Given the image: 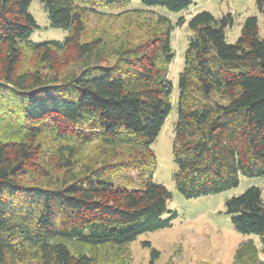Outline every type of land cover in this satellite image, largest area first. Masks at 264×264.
<instances>
[{
  "label": "trees",
  "instance_id": "trees-1",
  "mask_svg": "<svg viewBox=\"0 0 264 264\" xmlns=\"http://www.w3.org/2000/svg\"><path fill=\"white\" fill-rule=\"evenodd\" d=\"M64 41H30L32 0H0V264H132L141 235L171 226L172 195L153 180L152 149L173 110L172 32H192L179 77L173 157L180 194L196 199L264 177V38L248 17L234 44L231 14L175 24L125 10L121 33L85 39L86 18L132 0H39ZM194 0H142L187 10ZM264 17V0H255ZM91 148L88 149L87 147ZM90 150L91 152H88ZM234 229L257 235L236 252L264 264V199L250 187L228 199ZM151 262L159 251L150 242Z\"/></svg>",
  "mask_w": 264,
  "mask_h": 264
},
{
  "label": "rangeland",
  "instance_id": "rangeland-1",
  "mask_svg": "<svg viewBox=\"0 0 264 264\" xmlns=\"http://www.w3.org/2000/svg\"><path fill=\"white\" fill-rule=\"evenodd\" d=\"M125 10H154L168 16L174 24L183 17L189 21L192 16L203 11L211 13L217 19L231 14L234 25L226 29V41L229 44L238 41L245 20L257 16L260 36L264 38V17L259 12L255 0H194L187 10L179 13L170 12L162 7H147L142 0H132L124 10L113 11L104 8L100 9V12H104L105 15L95 13L88 15L84 38L98 36L103 30L121 33L123 28H127L128 19L115 18L111 15H117ZM29 12L38 24V29L31 35L30 41L35 43L64 41L69 36L67 30L50 25L47 11L39 0H32ZM192 35L187 24L175 27L172 32L175 57L168 78L173 84L171 95L173 110L152 144L157 158L153 180L164 185L172 195L168 202L169 212L164 214L162 219L168 220L173 214L176 217L170 227L143 234L131 244L132 264H239L236 261V252L244 242L252 239L257 247L262 249L257 235L240 234L234 229L232 216L227 214L225 203L228 199L242 195L250 187L260 188L264 199V177L241 176L236 188L196 199L182 196L174 181L177 165L173 157V142L177 124L179 77L185 68V54ZM143 242H150L152 247L159 251V257L153 263L151 250L143 247ZM260 257L264 258L262 255Z\"/></svg>",
  "mask_w": 264,
  "mask_h": 264
}]
</instances>
